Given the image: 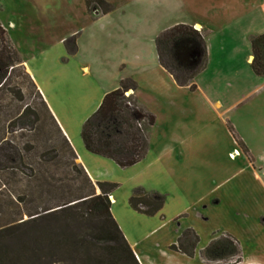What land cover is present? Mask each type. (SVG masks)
Segmentation results:
<instances>
[{
    "label": "crops",
    "instance_id": "obj_1",
    "mask_svg": "<svg viewBox=\"0 0 264 264\" xmlns=\"http://www.w3.org/2000/svg\"><path fill=\"white\" fill-rule=\"evenodd\" d=\"M109 12L99 13L94 19L112 17ZM189 25L209 32L207 65L195 76L193 90L178 86L158 63L154 39L171 25H145L143 33L152 37L148 54L138 48L144 44L143 39L134 37L132 41L130 29L120 24L114 26L118 37L113 48L109 47L111 53L98 49L93 40L92 46H85L81 32H76L74 52L66 51L62 37L52 58L46 51L27 57L14 47L90 179L118 183L109 194L111 215L139 264H207L199 252L214 233L221 232L237 239L241 249L239 264H264V75L257 76L250 69L248 41L246 74L242 76L237 70L231 74L240 91L230 99L218 85L226 76L224 64L229 62L222 58L225 43H220L219 58L213 57L208 41L214 30L198 21ZM132 43L135 52L129 51ZM127 60L144 66L142 72L150 80L147 89L140 87L139 79L133 75L119 73ZM105 64H114L116 72L108 76ZM203 75L213 83L209 88L198 85L197 79ZM126 77L137 83V100L147 110L152 108L151 103L171 110L174 126L173 132L163 134L168 136L160 148L155 117L151 126V130L156 126L155 137L152 140L149 136L146 155L120 168L112 160L88 152L80 129L103 95ZM241 109L244 110L239 113ZM228 124L246 146L249 157L236 144ZM136 187L164 195L158 213L147 216L131 209L127 199ZM186 228L193 229L199 237L192 257L168 248Z\"/></svg>",
    "mask_w": 264,
    "mask_h": 264
},
{
    "label": "trees",
    "instance_id": "obj_2",
    "mask_svg": "<svg viewBox=\"0 0 264 264\" xmlns=\"http://www.w3.org/2000/svg\"><path fill=\"white\" fill-rule=\"evenodd\" d=\"M84 3L100 14L112 9L105 0ZM208 34L176 23L156 35L158 63L178 86L195 89L193 80L207 65ZM248 41L250 69L262 76L264 32L250 34ZM63 44L68 53L76 49L74 36ZM17 77L24 80L18 83ZM136 87L133 79H121L80 129L88 152L120 168L146 155L147 133L155 122L133 93L126 95ZM0 117V264H139L111 215L109 194L118 183L90 179L1 25ZM227 128L249 157L233 128ZM127 200L134 211L152 216L162 208L164 195L136 187ZM198 241L186 228L168 248L192 257ZM199 256L207 264H239L241 249L231 234L214 233Z\"/></svg>",
    "mask_w": 264,
    "mask_h": 264
},
{
    "label": "rangeland",
    "instance_id": "obj_3",
    "mask_svg": "<svg viewBox=\"0 0 264 264\" xmlns=\"http://www.w3.org/2000/svg\"><path fill=\"white\" fill-rule=\"evenodd\" d=\"M105 1L112 5V9L109 12L112 17L94 19L99 12L97 10L88 11L84 0H0V25L5 29L11 44L16 46L23 55L27 57L40 56L44 51L52 58L60 46L61 38L64 37V40H66L74 36L76 41L78 35L76 32H81L83 43L87 42L85 46L89 47V43L91 44L93 40L97 43L98 49H106L104 52L111 53L109 47L113 48V42H116L118 37V32L114 26L119 24L125 25L130 29L131 40L134 37H140V40L143 39L144 44L139 45L138 48L145 50L148 54L152 37L147 32L143 33L146 30V24L160 27L161 25L190 24L198 21L214 30L208 41L213 57L219 58L220 43H225L222 48V58L229 60V62L224 64L226 76L221 77L222 81L221 83L218 82V85L227 92L230 99L235 96V93L237 94L240 91L232 80L231 74L236 70L242 72V76L246 74L247 64L245 57L248 52L249 36L247 34L264 32V0ZM131 46L129 51L135 52L133 43ZM182 57L184 58V56ZM143 67L137 61L127 60L124 70L119 73L133 75L139 79L140 87L147 89L150 86V80L149 77L145 76V73L143 74ZM104 68L108 76L116 72L114 64H105ZM22 79L24 80V78ZM22 79L16 78L18 83ZM197 82L199 87L202 88L205 86L209 88L213 84L205 75L198 78ZM25 85H23L24 89L26 88ZM27 88L31 90L28 85ZM138 91L137 89L134 92L128 90L126 95L133 93L137 104L142 106L136 97L139 95ZM25 93L27 92L25 91ZM229 98H226L228 103L230 102ZM151 105L152 108L154 107L153 110L152 108L147 110L142 106L154 118H157V129L154 126L152 130L151 127L148 130V145L150 144L149 136L154 140L153 137L155 136L153 133H155L156 129L155 135L158 141L161 142V148L162 144L166 142L164 140L165 137L168 136L166 134L163 137V134L167 131L173 132V113L171 110L163 109L154 103H151ZM14 109L15 106L14 108L12 106V111ZM243 110L241 109L239 113L243 112ZM195 127L196 125L193 126V130ZM185 132L187 133L188 131L186 130ZM53 264L62 263L56 261Z\"/></svg>",
    "mask_w": 264,
    "mask_h": 264
},
{
    "label": "built area",
    "instance_id": "obj_4",
    "mask_svg": "<svg viewBox=\"0 0 264 264\" xmlns=\"http://www.w3.org/2000/svg\"><path fill=\"white\" fill-rule=\"evenodd\" d=\"M231 155H232V154H231ZM231 155H230V156H231ZM231 157H232V156H231Z\"/></svg>",
    "mask_w": 264,
    "mask_h": 264
}]
</instances>
